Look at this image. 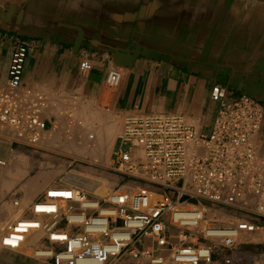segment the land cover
<instances>
[{
    "label": "crops",
    "instance_id": "crops-1",
    "mask_svg": "<svg viewBox=\"0 0 264 264\" xmlns=\"http://www.w3.org/2000/svg\"><path fill=\"white\" fill-rule=\"evenodd\" d=\"M20 43L28 45L22 83L47 98L45 136L53 138L36 150L0 141V227L14 212V195L25 206L48 187L68 186L69 173L107 190L117 186L121 179L104 165L128 116L176 114L195 132L209 134L219 110L211 99L215 87L260 105L264 148L262 1L0 0L1 84ZM84 60L91 62L87 72L79 68ZM111 67L121 70L115 90L105 86ZM89 133L111 136L100 164L70 170L72 145L62 138ZM29 253L0 246V264H39ZM126 263L133 262L120 261Z\"/></svg>",
    "mask_w": 264,
    "mask_h": 264
},
{
    "label": "built area",
    "instance_id": "built-area-1",
    "mask_svg": "<svg viewBox=\"0 0 264 264\" xmlns=\"http://www.w3.org/2000/svg\"><path fill=\"white\" fill-rule=\"evenodd\" d=\"M27 53L26 43L15 47L6 84L0 83V141L36 150L48 129L43 117L48 101L22 83ZM91 67L88 60L79 65L83 72ZM121 77V70L111 67L106 88H118ZM211 99L219 110L207 135L176 114L126 117L104 167L121 181L104 193L57 185L25 206L14 195V212L0 227V246L30 248L31 258L42 264H120L122 259L242 264L233 248L264 231V167L251 143L263 116L260 105L245 95L232 97L215 87ZM203 203L249 219L221 224L207 218ZM31 237L38 239L32 246L27 244ZM217 246L231 253L217 261Z\"/></svg>",
    "mask_w": 264,
    "mask_h": 264
},
{
    "label": "rangeland",
    "instance_id": "rangeland-1",
    "mask_svg": "<svg viewBox=\"0 0 264 264\" xmlns=\"http://www.w3.org/2000/svg\"><path fill=\"white\" fill-rule=\"evenodd\" d=\"M258 135H259V132L256 136H254L251 139V143L255 146L257 157L261 161L262 166L264 167V148L259 146ZM69 137L72 139L74 138V136H64L62 139L66 140V142H68L70 144L71 140H68ZM45 138L52 140L53 136H45ZM253 140H254V142H253ZM76 141L78 143V141H80V139H76ZM102 145L103 144H101V146L98 148L101 149ZM104 145H105V143H104ZM72 146H70V147L72 148L71 150H73V152H70L68 154L72 158L70 160L71 163L69 160L67 162V165H70V168H69L70 170H73V169L78 168V167H83V168H94L95 167V165L85 164L82 162V160H85V159H89L90 161H92L91 158H93V157H92L91 152H90L91 149L89 150V152H87V151L83 152L82 150L78 149L79 147L76 148V146L74 144ZM98 148H95V149L100 152V154H99V152L97 153L98 154L97 158L100 161L99 155L103 156L104 151H103V149L98 150ZM125 148L126 147H124V149ZM95 149L93 151H95ZM75 154H80V155H77L78 157H75ZM73 160H75V161L72 162ZM92 163H93V161H92ZM99 164H100V162H99ZM108 165H109V163H108V160L106 159V163L104 166H108ZM96 183L98 184V186H104V184L102 182H96ZM73 188H76V187H73ZM79 190H81V189H79ZM84 191H86L87 193H89L91 195H92V193H94V192H92L93 190L92 191L91 190H84ZM203 205H205L207 207V214H206L207 218L217 220L221 224H232V223L241 221L243 219H249L246 214L241 213V212L236 211V210L231 209V208H225V207H221V206H213V205L208 204V203H203ZM261 223H262V225H264V220L261 221ZM36 243L37 242H35L32 245H35ZM32 245H30V246H32ZM232 252L237 253L236 259H238L242 264H264V262H263L264 261L263 260L264 231L259 233V234H254V235L247 236V237L243 238L242 240L237 242V244L233 248ZM229 253H231V252L228 249H226L222 246H219V247L217 246L215 248V259L217 261H219L222 257L226 256ZM29 255L31 256V251H30ZM131 262H133L132 264H134V261H131ZM37 263L42 264L40 262H37ZM126 264H129V263H126ZM135 264H139V263L135 262Z\"/></svg>",
    "mask_w": 264,
    "mask_h": 264
},
{
    "label": "bare ground",
    "instance_id": "bare-ground-1",
    "mask_svg": "<svg viewBox=\"0 0 264 264\" xmlns=\"http://www.w3.org/2000/svg\"><path fill=\"white\" fill-rule=\"evenodd\" d=\"M88 124V123H87ZM90 125V124H89ZM82 126V125H81ZM80 126V127H81ZM91 126V125H90ZM86 128V127H85ZM93 128V127H92ZM94 129V128H93ZM93 129H92V131H93ZM115 131V130H114ZM113 131V132H114ZM111 136H106L105 138H103V137H101V138H99V136H92V133H89L87 136H79V139H80V141H78V143H77V141H76V138H75V136H74V138L72 139V138H68V140H71L70 142V144L71 145H75L76 146V148H78V149H80V150H82L83 152H89V150H90V152H91V155H92V157L93 158H91L92 159V161H93V163H96V164H99V160H98V158H97V156H98V152L99 151H97L95 148H98V147H100L101 146V144H103V142L105 143V144H109L110 143V141H111V138H110ZM253 142H254V140H253ZM73 147V146H72ZM95 149V151H93ZM100 148H98V150H99ZM77 150V149H76ZM87 154V153H86ZM99 154H100V152H99ZM104 154V153H103ZM102 154V155H103ZM77 155H80V154H75V157H78ZM83 155V154H82ZM89 157V156H88ZM101 160H104V159H102L101 158ZM91 161V162H92ZM102 162H104V161H102ZM261 162V161H260ZM64 177H66V176H64ZM98 179V178H97ZM67 182L69 183V187H76L77 189H81V190H93L92 192H94L95 194L96 193H104V191L105 190H107L104 186H98V184L96 183V182H98L97 180H95V179H93V178H91V177H87V176H84V175H78V174H75V173H69V175L67 176ZM100 182V181H99ZM105 183V182H104ZM100 184V183H99ZM106 186H107V184H106ZM98 187V188H97ZM96 191V192H95ZM93 194V193H92ZM3 210V209H2ZM1 210V211H2ZM37 238L36 237H31L29 240H28V242H27V244L28 245H32V244H34L35 242H37ZM217 245V244H216ZM26 249H22V250H19V251H25ZM18 252V251H17Z\"/></svg>",
    "mask_w": 264,
    "mask_h": 264
},
{
    "label": "water",
    "instance_id": "water-1",
    "mask_svg": "<svg viewBox=\"0 0 264 264\" xmlns=\"http://www.w3.org/2000/svg\"><path fill=\"white\" fill-rule=\"evenodd\" d=\"M259 1H262V2H264V0H259Z\"/></svg>",
    "mask_w": 264,
    "mask_h": 264
}]
</instances>
